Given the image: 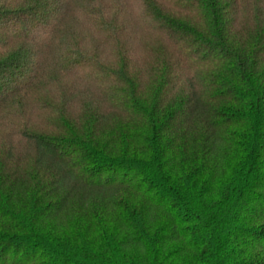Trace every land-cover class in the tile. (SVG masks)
<instances>
[{
  "label": "trees",
  "instance_id": "16d2710c",
  "mask_svg": "<svg viewBox=\"0 0 264 264\" xmlns=\"http://www.w3.org/2000/svg\"><path fill=\"white\" fill-rule=\"evenodd\" d=\"M0 264H264V0H0Z\"/></svg>",
  "mask_w": 264,
  "mask_h": 264
},
{
  "label": "rangeland",
  "instance_id": "374dc122",
  "mask_svg": "<svg viewBox=\"0 0 264 264\" xmlns=\"http://www.w3.org/2000/svg\"><path fill=\"white\" fill-rule=\"evenodd\" d=\"M145 82H148V81H145ZM152 82H149V83H145V85L147 86H150ZM84 101L81 100V101H76L70 108H71V111L74 113L75 116H80L82 115V109L84 108ZM85 109V108H84ZM133 119H130L129 121H126L125 123H128V124H131L133 125L134 122H132ZM15 146V151H16V154H17V157H20L24 160H26L27 157H29V159L31 160V157H32V151H31V147L27 144H24V143H21V142H15L14 144Z\"/></svg>",
  "mask_w": 264,
  "mask_h": 264
}]
</instances>
